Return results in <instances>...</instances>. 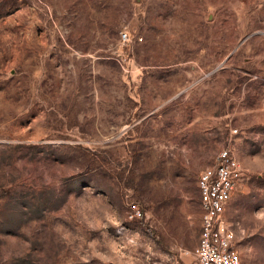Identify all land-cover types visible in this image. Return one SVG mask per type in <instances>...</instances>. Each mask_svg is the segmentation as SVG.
Masks as SVG:
<instances>
[{
  "label": "rangeland",
  "instance_id": "1",
  "mask_svg": "<svg viewBox=\"0 0 264 264\" xmlns=\"http://www.w3.org/2000/svg\"><path fill=\"white\" fill-rule=\"evenodd\" d=\"M229 145L264 264V0H0V264H198Z\"/></svg>",
  "mask_w": 264,
  "mask_h": 264
},
{
  "label": "built area",
  "instance_id": "2",
  "mask_svg": "<svg viewBox=\"0 0 264 264\" xmlns=\"http://www.w3.org/2000/svg\"><path fill=\"white\" fill-rule=\"evenodd\" d=\"M121 39L127 43L130 40L128 32H123ZM242 174L235 148L229 145L220 150L215 162L201 170L198 176L202 221L198 245L193 252L198 264H243L237 249L236 231L224 217ZM141 215V209L134 206L131 217Z\"/></svg>",
  "mask_w": 264,
  "mask_h": 264
}]
</instances>
